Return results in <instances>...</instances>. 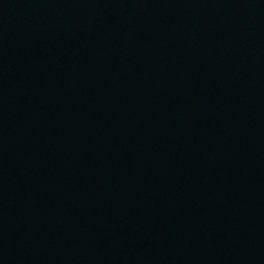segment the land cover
<instances>
[{
    "label": "water",
    "instance_id": "obj_1",
    "mask_svg": "<svg viewBox=\"0 0 264 264\" xmlns=\"http://www.w3.org/2000/svg\"><path fill=\"white\" fill-rule=\"evenodd\" d=\"M0 264H264V0H0Z\"/></svg>",
    "mask_w": 264,
    "mask_h": 264
}]
</instances>
